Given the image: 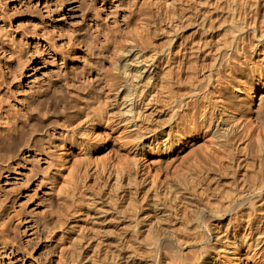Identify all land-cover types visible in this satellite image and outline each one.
<instances>
[{"label": "rangeland", "instance_id": "374dc122", "mask_svg": "<svg viewBox=\"0 0 264 264\" xmlns=\"http://www.w3.org/2000/svg\"><path fill=\"white\" fill-rule=\"evenodd\" d=\"M254 6L261 35L264 0H0V94L37 140L0 144V264H219L249 212L264 264Z\"/></svg>", "mask_w": 264, "mask_h": 264}, {"label": "bare ground", "instance_id": "6f19581e", "mask_svg": "<svg viewBox=\"0 0 264 264\" xmlns=\"http://www.w3.org/2000/svg\"><path fill=\"white\" fill-rule=\"evenodd\" d=\"M242 10L245 11V6H241ZM239 19H240V25L237 27V31L241 33V37H238V42L236 45V49H238L241 54L246 57L245 54V47L246 43L252 38H256L258 36L264 38V31H262L261 35L257 34V31L259 32V20H260V13H259V8L258 6H254L253 8H250V11L246 15L243 16L242 11H239ZM247 33L246 38L245 36H242V33ZM258 37V38H260ZM236 38V37H235ZM258 43H252L251 47L253 50L257 47ZM262 47L264 49V44H262ZM232 53L228 52L227 55L231 56ZM129 65V64H128ZM142 68L138 70V72L142 71ZM149 70V69H148ZM152 70V69H151ZM139 75H133V77H138ZM134 85V84H132ZM133 88L137 89L136 84L134 85ZM133 88H129L128 91L131 93L129 96L133 97L135 94V91ZM248 94H252L255 92V90H248ZM237 91H241V88H238ZM44 94L41 93L40 96L42 97ZM150 95V94H149ZM255 95V94H254ZM253 95V96H254ZM140 95H137L135 97V100L139 102ZM131 100V99H129ZM133 101L131 102V109L129 110L130 115L135 116L134 107L136 105H133ZM144 107V106H143ZM28 112L25 111H20L17 109H14L12 107H7V105L4 102L3 96L0 94V144L6 148V150H12V147L16 142L18 143H24V145L31 146L32 143L36 144L37 140H32L30 143V139L28 138L29 135V124L27 119L31 118L32 115L34 114H27ZM38 118L36 121V128L35 131L38 134H41L44 128V118L42 112L37 113ZM24 116H27V118H24ZM170 136V134H168ZM157 139H153V141H156ZM10 157V156H9ZM148 171L151 172L153 170V167L151 165H147ZM257 213H248L247 214V219L245 217H241L242 220H244V224H242V230L237 234L236 232L229 231L227 232V238H233V245L236 246L234 251H232L231 254H228L224 259H220L219 264H240L239 262V255H240V249L242 246L243 242H247L249 238H253L255 236V232L257 231V228H254V222L255 218L256 219H262V216H258ZM209 228V227H207ZM207 235L211 237V233L207 231ZM243 237V242L238 241ZM227 248L221 249V251H226ZM220 252H217L219 254ZM208 254L207 252L204 254V256Z\"/></svg>", "mask_w": 264, "mask_h": 264}]
</instances>
